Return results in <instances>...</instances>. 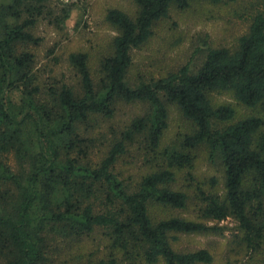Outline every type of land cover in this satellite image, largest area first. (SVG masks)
<instances>
[{"label": "trees", "instance_id": "16d2710c", "mask_svg": "<svg viewBox=\"0 0 264 264\" xmlns=\"http://www.w3.org/2000/svg\"><path fill=\"white\" fill-rule=\"evenodd\" d=\"M47 1L0 0V264H210L208 249L177 250L173 241L221 235L218 223L227 218L236 221L237 242L251 260L257 255L264 264V0L234 48L207 47L195 71L185 63L133 83V50L149 41L154 24L172 7L223 0H134V17L110 8L105 19L117 34L98 78L87 53L68 56L77 89L40 83L34 55L23 48L39 44L30 31L39 18L52 17L59 25L68 16L69 5L53 15ZM212 92L228 93L256 113L235 119L234 106L213 104ZM164 101L191 124L190 132L167 146ZM118 102L143 103L148 111L125 125L95 161L94 124L112 118ZM136 138L150 159L148 171L129 189L116 167ZM200 145L222 168V181L212 178L209 191L193 178L191 152ZM180 173L194 184L196 218L173 214L190 200L177 187ZM97 232L101 242L86 251L84 240Z\"/></svg>", "mask_w": 264, "mask_h": 264}, {"label": "rangeland", "instance_id": "374dc122", "mask_svg": "<svg viewBox=\"0 0 264 264\" xmlns=\"http://www.w3.org/2000/svg\"><path fill=\"white\" fill-rule=\"evenodd\" d=\"M69 5L68 16L59 25L52 17L39 18L30 31L40 38L37 45L23 48L34 55L33 69L40 83L65 82L78 87V76L69 65L68 56L73 52H85L92 76H99V63L112 53V40L117 31L106 21L105 14L110 8H117L134 17L138 7L134 0H48L47 10L59 15L60 9ZM260 0H223L218 4L195 1L183 10L172 7L169 15L155 23L149 41L132 52L133 63L128 72L131 83L139 77H159L179 66L190 63L192 71L202 64L207 47L234 48L239 36L247 31L249 17L253 10L261 9ZM60 16V15H59ZM213 104H228L236 110L235 119L255 114L256 110L238 105L228 93H211ZM164 100V99H163ZM167 111V128L162 144L175 143L182 134L191 131L190 122L182 116L177 106L164 101ZM148 107L143 103L118 102L110 119H97L93 136L98 139V147L92 157L97 161L108 149L112 138L134 118L144 115ZM194 157L193 178L203 189L209 191L211 179L222 181L219 161L209 160L204 145L191 152ZM150 159L141 139L136 138L126 155L118 160L116 171L129 189H133L140 177L148 171L146 159ZM8 163L13 164L12 156ZM186 175L180 173L177 187L190 195L188 208L176 210L174 215L196 218L197 201L194 199V184L186 182ZM212 190V189H211ZM223 233L210 235H179L173 241L177 250L208 249L213 255L210 264H261L259 257L238 243L239 230L236 221L227 218L218 223ZM101 232L84 240L86 251L101 242ZM256 261V262H254Z\"/></svg>", "mask_w": 264, "mask_h": 264}]
</instances>
